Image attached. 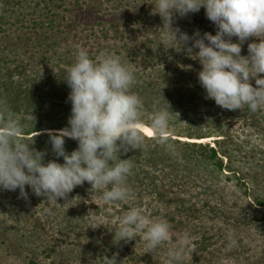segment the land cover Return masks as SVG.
<instances>
[{"label": "rangeland", "instance_id": "rangeland-1", "mask_svg": "<svg viewBox=\"0 0 264 264\" xmlns=\"http://www.w3.org/2000/svg\"><path fill=\"white\" fill-rule=\"evenodd\" d=\"M39 1L33 0L32 3ZM144 2L145 0H56L50 3L52 6L59 4L62 7L65 26L61 29L71 34L74 31L85 33L87 28L89 30L90 26L97 25L98 10L93 8L102 9V23L98 24L100 27L110 24L107 20L109 16L103 10L116 12L121 9V19L116 28L120 32H112L115 35L109 40L112 45L108 51L120 55L135 67L137 74L133 91L140 96L150 92L151 83L160 82L156 77L159 69H177L179 64L191 65V69L180 67V70L193 81L201 68L198 61L176 53L175 50L170 49L165 53L162 46L153 50L163 35V30L157 29L162 26V20L159 15H152L153 6ZM54 8L58 10L57 6ZM129 8L135 11L133 19L124 20L122 12ZM126 21L129 24L126 25ZM175 23L190 35L196 29L213 34L216 31L214 24L206 18L203 8L198 13L177 19ZM32 32L33 29L14 27L7 33L2 32L0 41L7 39L5 35L11 33L13 38L10 40L17 42L12 45L14 55L17 54L29 64L30 69L35 67L36 80L41 89L40 97H26L24 94L22 101H16L13 93L4 99L7 94L2 89L0 99L5 100L9 107L18 104L19 110H36L42 118L52 110L60 111L59 117L62 119L53 120L52 123L65 124L67 120H62L67 110L71 114V103L67 100L69 92L60 87L61 82L56 83V75L61 68L68 67L67 62L71 60L72 52H66L73 50V43L65 42L64 62L58 58L42 59L40 55L38 59H33L27 50V37ZM65 32L63 34H67ZM24 33L28 34L17 41V36ZM123 42H129L133 47L139 45V48L148 52L151 64L156 65V71L150 74L152 69L143 70L145 67L130 54L133 47L125 49L124 46L116 51ZM248 42L242 49L243 54L247 53ZM4 46L0 49V57L8 53L6 48L9 42L6 41ZM101 49V52L107 51L105 45ZM53 54L51 50L48 56ZM169 55L173 59L170 60ZM19 78L17 75V79ZM28 80L23 81L22 90L17 95L30 92L35 82ZM51 86L61 91V99H49L46 90ZM205 95L196 94L193 88H186L181 97L173 95L168 102L170 105L174 104L176 113L195 120L204 129L225 130L228 137L224 145L231 150L232 159L228 160V164H231L233 170L226 169L221 174L210 163L189 157H179L174 163L164 158H159L156 162L155 155L148 153V147H144L145 153L135 152V155H130L135 163L128 184L135 188L128 203L99 207L95 203H100V194L91 193V185L87 182L74 188L68 196L72 200L67 202L63 198L55 202L46 200L44 196L38 197L30 187L26 188L27 200L19 198V189L14 192L0 191V264H104L105 257L113 254H116L117 261L124 264H170L167 256L170 244L162 245L151 253L145 248V242L140 236L128 243L121 241L119 245H114V232L103 225L95 229L90 227L94 218L111 221L121 216L130 206L144 209L152 218L166 220L171 225V242L178 236L189 234L191 245L184 254L183 264H264V207L254 198H264V111L253 113L247 106L242 111L225 110L217 106L214 100L206 99ZM32 100H37L39 105L34 107ZM26 112L15 114L19 117ZM153 114L154 112L147 113L146 118L150 119ZM217 138L223 136L209 137L203 143L211 142L215 145L214 140ZM65 147L71 152L72 148L67 145ZM54 158L55 156H45L46 161ZM59 159L62 163L63 159ZM238 177H244L245 185L237 181ZM129 179L133 180L132 184ZM108 227H112L110 223ZM230 238L236 241L234 246H230Z\"/></svg>", "mask_w": 264, "mask_h": 264}, {"label": "clouds", "instance_id": "clouds-1", "mask_svg": "<svg viewBox=\"0 0 264 264\" xmlns=\"http://www.w3.org/2000/svg\"><path fill=\"white\" fill-rule=\"evenodd\" d=\"M144 3L152 5L151 14L162 20L157 29H162L163 35L153 50L162 46L165 53L172 49L198 61L201 68L197 78L206 99L229 111H242L245 106L253 113L264 111V0H145ZM201 8L214 24L215 34L196 29L190 35L175 23ZM246 42L247 53L243 54ZM57 51L62 54L64 49ZM73 55L74 62L64 69L61 78L70 88L67 100L71 103V114L65 127L47 130L54 159L46 161V152L36 150L32 147L34 141L22 136L25 123L0 99V191L19 189V198L27 200L26 188L30 187L38 197L55 202L63 198L67 202L72 200L68 196L74 188L87 182L91 193L100 194V203H95L99 207L128 203L133 196L128 178L134 165L122 156L139 150L146 140L144 102L133 91L136 69L110 51L93 57L87 48L76 45ZM169 59L173 57L169 55ZM168 105L167 101L156 108L147 121L154 139L162 145L171 139L169 129L175 113ZM67 139L77 142L71 152L65 147ZM101 225L114 232V245L140 236L148 252L153 253L170 244L167 249L170 264H183L191 245L187 233L171 242V225L164 219L150 217L140 207L130 206L111 221L94 218L90 227ZM235 244L230 238V246ZM104 264H118L116 254L105 257Z\"/></svg>", "mask_w": 264, "mask_h": 264}, {"label": "trees", "instance_id": "trees-1", "mask_svg": "<svg viewBox=\"0 0 264 264\" xmlns=\"http://www.w3.org/2000/svg\"><path fill=\"white\" fill-rule=\"evenodd\" d=\"M32 1L33 0H0V34L2 32L7 33L14 27L16 29H20L22 27L23 29H33L34 32H32L29 37L26 36L29 40L27 50L30 52L31 58L33 59H38V56L40 55V58L42 59H44L45 57H48V60H54L55 58H58L59 60L64 62L66 59L64 58V52L61 54L58 53L57 50L61 47H64L65 42H69L73 43L74 46L72 51L66 52L67 54L72 52L71 60L67 62L68 66H70L75 59L73 53L76 45L84 46L88 49L90 55L95 57L96 55L101 53V48L104 45L105 50L108 51V48H110V45H112V43L110 44L109 40L115 35L112 32H120L116 28L119 25L118 23L121 19V9L116 12H108L107 10H103L104 12H107V14H105L107 15V17L109 16L107 20L110 24L100 27L98 26V24L101 25L102 23V9L101 7H98L100 10L98 8H93L95 10H98V16L96 17L97 25L90 26L89 30L87 28V32L85 31V33L81 32L80 34L74 31V34H71L70 32H65L61 29L63 28V26H65L63 22L65 17L63 16L64 11L62 10V7L59 6V4H54L53 6L52 4L50 5V3L56 0H40L36 4H33ZM66 1L67 0H63V2ZM42 2L44 3L43 6ZM54 6H57L58 10L55 9L56 7L54 8ZM122 13L124 14V20H132V15H134L135 11L129 8ZM127 24H129L128 21H126V25ZM64 32L67 34H63ZM9 34L5 35V37L7 36V39L0 41V49L4 46V43L6 41L9 42V46L8 48H6L8 49V53L6 54V56L0 57V61H2V64L4 65L3 66L2 64H0V75H3L2 77L0 76V83L3 82L0 84V90L3 89V91H5V93L7 94L5 95L6 98L4 97V99L9 98V95L13 93L15 94V96H13L16 101H22L23 99H21V97L24 96V94L26 97H40L39 91L41 89L39 87V83L36 80L37 73L35 67L30 69L29 64L19 58L17 54L16 56L14 55L12 45H16L17 42L15 43L13 42V40H10L13 38V36H11V33ZM26 34L28 33H24L23 35L17 36V38H15L18 41ZM49 40H52L53 42ZM136 45L138 44L136 43ZM124 46L126 47L125 49H130L131 47H133L129 42H123V44L119 45V48L117 47L115 50L120 51L119 49ZM51 50H53L54 54L48 56ZM130 54L134 55L135 59H138L143 67H145L143 68V70L152 69L150 74H152L153 71H156V65L151 64V56L149 57L148 52H145L143 49H141V47L139 48V45L133 47V49L130 50ZM12 55H14V57ZM64 69L65 68H61L59 73L56 75L58 76V78L56 79V83L57 81L61 82L62 86L60 87H64L66 88L67 92H70V88L67 86V83L63 82L64 80L61 79L64 77ZM156 72L158 73L156 77L160 79V82L151 83L149 85V87L151 86L149 88L150 92L142 96L139 95L144 102L143 118L145 121V125H148L147 121L149 120L148 118H146L147 113L154 112L156 108L167 104L169 97L173 95L175 96L177 94V96L181 97L186 88H193L196 94H205L198 81V78H193L194 80L190 81L191 77L188 78L187 76H185L184 71H181L180 67L177 69L165 67V69H159V72ZM17 75H19V79H17ZM22 78L24 80H22ZM176 78H179V80H177ZM27 79H29V82H35V85H32L30 92H25L23 94L21 93V95H17L22 90L21 87L23 86V81L25 82L27 81ZM18 81H20V83ZM34 87L35 89L33 90ZM46 92L47 95H49L50 100H52L53 98L61 99L62 95L59 89H54L51 86L46 90ZM26 93L29 94L27 95ZM164 97L167 101L164 99ZM157 101H159L160 103L158 104ZM180 102H182V99H180ZM32 103L35 104L34 107L39 105L37 100H32ZM17 105L18 104H15L9 108L14 113L26 112L21 109L20 111L19 106ZM173 106L174 104L168 106L169 110H171L172 107V110L175 112L173 113V119L170 123L169 131L171 139L169 143L167 145H162L154 139L153 135L150 136L145 133L146 140L144 146L139 150L129 151L128 153L124 154L122 158L130 159V155L132 153L134 154L135 152L141 154L145 153V151L143 152V148L148 147V153H150L151 155H155L156 162L159 161V158H164L174 163L179 157H189L190 159H197L200 161H205L206 163H210L221 174H224V170L226 169L233 170L231 168V164H228V160L232 159L231 150L224 145L225 139H227L228 137V134H225V130L218 128L216 130L204 129V126L202 127L200 126V124H196L195 120L185 118L182 113H176V110ZM68 113L70 114V112L67 110L66 115L64 116V120L62 121H68ZM46 115L44 118H42L41 114L36 112V110H32L19 116L21 121L26 125L25 130L22 132V136L27 137L29 141H34L32 147H34L36 150L46 152V155L54 156V153L51 150V144L49 142L47 130L61 129L66 126L67 122H65V124L52 123L53 120L62 119L59 117L60 111L52 110L51 113ZM198 125L199 127H194ZM173 135H175L176 137H173ZM178 136L185 137L186 139L183 140ZM213 136H223V138L215 139V145H212L211 142L205 144L201 140ZM65 145L74 150L75 147H77V142L71 139H67ZM130 160L134 165V160ZM162 161L163 160H161V162ZM227 177L230 178V176ZM236 179L237 181H240L241 184L245 185L244 177H238ZM129 181L131 184L133 183V180L129 179ZM130 187L132 188L134 193L135 187H133L132 185H130ZM254 198L260 206L264 207V198L260 196H254ZM118 264L124 263L118 261Z\"/></svg>", "mask_w": 264, "mask_h": 264}, {"label": "bare ground", "instance_id": "bare-ground-1", "mask_svg": "<svg viewBox=\"0 0 264 264\" xmlns=\"http://www.w3.org/2000/svg\"><path fill=\"white\" fill-rule=\"evenodd\" d=\"M144 128H145V133L147 134V135H150V136H152V134H151V132H152V130H151V128L148 126V125H145L144 124ZM150 133V134H149ZM202 141H206V140H208V138H204V139H201Z\"/></svg>", "mask_w": 264, "mask_h": 264}, {"label": "snow or ice", "instance_id": "snow-or-ice-1", "mask_svg": "<svg viewBox=\"0 0 264 264\" xmlns=\"http://www.w3.org/2000/svg\"><path fill=\"white\" fill-rule=\"evenodd\" d=\"M150 134V133H149Z\"/></svg>", "mask_w": 264, "mask_h": 264}]
</instances>
